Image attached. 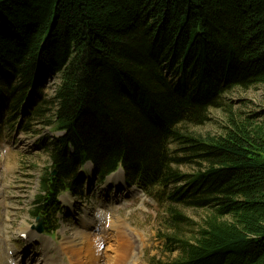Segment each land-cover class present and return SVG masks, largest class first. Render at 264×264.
Listing matches in <instances>:
<instances>
[{
  "label": "trees",
  "instance_id": "1",
  "mask_svg": "<svg viewBox=\"0 0 264 264\" xmlns=\"http://www.w3.org/2000/svg\"><path fill=\"white\" fill-rule=\"evenodd\" d=\"M257 85L264 0H0V114L16 120L23 107L22 130L48 118L62 132L44 145L50 171L32 215L54 217L84 162L99 180L122 167L162 205L170 231L158 236L179 254L151 264H264V125L237 120L225 102ZM211 109L229 111L221 135L181 131ZM180 207L210 210L191 239Z\"/></svg>",
  "mask_w": 264,
  "mask_h": 264
},
{
  "label": "rangeland",
  "instance_id": "2",
  "mask_svg": "<svg viewBox=\"0 0 264 264\" xmlns=\"http://www.w3.org/2000/svg\"><path fill=\"white\" fill-rule=\"evenodd\" d=\"M58 84L59 79L56 76L44 78L42 88L49 98L53 97ZM225 102L237 120L249 117L255 124L264 125V85H257L247 90L235 88L226 94ZM49 109H52V105L49 106ZM50 111L46 117L50 115ZM228 112L225 109H211L208 122L202 125H187L182 127L181 131L184 134L202 138L221 135L224 126L227 125L230 115ZM9 118V112L0 114V264H39L43 257L41 258L39 255L40 245L35 242L42 239L43 236L38 235L34 238V230L27 233L30 239H34L30 243L31 247L27 250L28 255L25 258L21 252L19 259H14L9 255L7 249L10 246L13 248L12 245L17 242L18 246L15 244L17 250H24L23 242L18 238L17 232H26L29 224H36L31 215L32 203L34 195L39 190L40 176L43 175L45 169L50 167L48 156L43 149V140L58 136L60 132L54 129L52 123L45 121L48 118L30 121L29 132L16 130L14 122ZM178 147L177 143L169 145L170 151L178 157L187 153L177 150ZM178 168L184 173H189L197 168V165L191 163L179 165ZM90 171V166L87 164L79 171V176L83 179L79 195L63 194L60 197V203L66 210L60 216L62 217L61 224L54 234L55 238L50 240L52 246L56 244L58 249L61 243H65V240H73L77 246H82L81 235L77 234L78 236L74 237V233L83 231L94 235L90 236L94 238L92 248H100L97 255L102 258L103 263H108V259L114 256L115 252L112 250L114 244L116 248L131 246L129 258L124 264H150L151 257L165 260L173 259L179 255L178 251L173 254L164 252L163 241L157 236L158 232L169 233L170 231L165 230L161 225L162 206H159L150 197H143L137 190L128 189L118 178L114 181L118 183L119 187L115 186L114 182L110 184L112 187L109 185L110 182L100 184ZM68 199H71L72 202H68ZM71 209L73 212H69ZM180 210L191 221L182 227L180 235L185 239H191L199 225L210 214V210L182 207ZM105 218L116 219L119 229L123 230L125 235L121 234V237L117 238L114 232L107 231L108 236L106 237L105 233H102V228L106 225ZM83 220L91 224L82 227ZM125 224L135 228L141 234L134 232L135 229ZM32 232L33 234H31ZM135 236H139V238ZM45 240L42 241L43 250L45 251L47 243L48 248L45 252L47 255L49 254V257L51 252V258H55L53 260L55 264L74 263L76 256L73 253H68L65 248H61L59 253L53 249L50 251L51 245ZM35 244L38 245L37 248ZM33 254L36 255L32 256ZM80 254L83 262L91 259L86 250Z\"/></svg>",
  "mask_w": 264,
  "mask_h": 264
},
{
  "label": "bare ground",
  "instance_id": "3",
  "mask_svg": "<svg viewBox=\"0 0 264 264\" xmlns=\"http://www.w3.org/2000/svg\"><path fill=\"white\" fill-rule=\"evenodd\" d=\"M117 178L121 182H123V174H122L121 171H118V172L112 174L111 176H109L107 178V181H110L112 179L116 180ZM105 222H106V225H105V227L102 228V233H105L106 237L108 236L107 231L114 232L115 233V237H117V238L118 237L120 238L121 234L125 235L124 231L119 229V227H118V225L116 223V219L110 220V219L105 218ZM90 224H91L90 222L87 223L86 220H83L82 227L84 225L86 226V225H90ZM21 230H23V229H21ZM30 230L32 231L33 229L30 228V227L27 228L26 233L30 232ZM20 232H23V231H19V233ZM31 234H33V232ZM77 234L81 235V245L82 246H77V243L75 242L76 243L75 244L73 240H71V241H69V240L66 241L65 240V243H61L59 245V248H58V253H59V251H61V248H65L68 253L71 252V253H73L76 256V258L74 257L75 258L74 259V263H72V264H124V262H127V259L129 258V253H130L129 248H131V246L127 245L125 247H117L116 248L115 247L116 245L114 244L113 248H112V250L115 252L114 256L111 259H108L109 260L108 263L107 262L103 263L102 262V258L97 255V251L100 248L99 247L92 248L93 245H94V244H92V243H94L93 242L94 238L90 237L92 234H88L87 232L80 231L78 233H74V237L78 236ZM118 234H119V236H117ZM92 236H94V235H92ZM28 238H29V236L27 234V239L26 240L29 241V240L32 239V238L31 239L29 238V240H28ZM90 239H93V240H90ZM41 243H42V241H41ZM70 243H73V244H70ZM97 244H99V243L97 242ZM47 248H48V245L46 243L45 251H46ZM84 250L89 252V256L91 258L90 260H85V262H83V259L81 258V254H80ZM45 251L43 250V252H42V257L43 258H42V261H41L40 264H55V262L53 261L55 258H51V256L49 257L47 255V252H45ZM91 253H93L94 255H92ZM29 260H31L30 257H29ZM56 260H57V258H56Z\"/></svg>",
  "mask_w": 264,
  "mask_h": 264
},
{
  "label": "water",
  "instance_id": "4",
  "mask_svg": "<svg viewBox=\"0 0 264 264\" xmlns=\"http://www.w3.org/2000/svg\"><path fill=\"white\" fill-rule=\"evenodd\" d=\"M53 174H55V173L53 172V173H52V175H53ZM37 229H38V230H40V229H41V227H40V226H38V227H37Z\"/></svg>",
  "mask_w": 264,
  "mask_h": 264
}]
</instances>
